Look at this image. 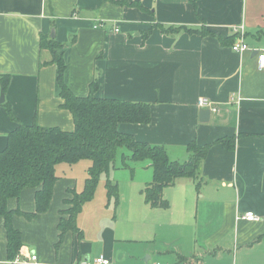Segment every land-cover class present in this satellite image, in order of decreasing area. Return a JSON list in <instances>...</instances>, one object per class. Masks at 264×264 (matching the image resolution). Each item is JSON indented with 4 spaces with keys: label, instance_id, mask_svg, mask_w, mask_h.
<instances>
[{
    "label": "crops",
    "instance_id": "obj_1",
    "mask_svg": "<svg viewBox=\"0 0 264 264\" xmlns=\"http://www.w3.org/2000/svg\"><path fill=\"white\" fill-rule=\"evenodd\" d=\"M117 1L0 0V75H9L3 102L24 124L73 129L70 112L60 106L56 66L40 47V36L53 38L63 44L64 80L74 95H87L96 80L98 97L150 103L148 123H119V131L163 146L180 162L189 142L211 143L199 185L179 178L162 190L168 207H151L141 192L152 180L150 163H130L131 177L142 172L136 181L143 187L125 190L112 207L106 191L94 193L75 218L81 238L67 231L57 245L67 189H82L89 165L77 162H84L77 188L69 164L59 163L47 210L30 220L13 215L22 244L12 261L0 217V264H94L99 255L110 264H264V68L258 69L254 50L231 49L239 40L264 46V0ZM157 23L205 27L216 36L163 33ZM201 97L218 109L206 122L199 120ZM3 102L0 151L17 126ZM223 137L232 138L229 146L215 142ZM7 206L34 211V189H23ZM247 211L259 220L242 218Z\"/></svg>",
    "mask_w": 264,
    "mask_h": 264
},
{
    "label": "trees",
    "instance_id": "obj_2",
    "mask_svg": "<svg viewBox=\"0 0 264 264\" xmlns=\"http://www.w3.org/2000/svg\"><path fill=\"white\" fill-rule=\"evenodd\" d=\"M125 1L117 2L124 4ZM127 4L140 5L137 1ZM153 26L163 33L183 29L203 36H216L205 27L197 30L185 26L165 27L159 23ZM150 30L151 28L147 31ZM147 34L148 32H145V35ZM217 38L222 41L220 36ZM40 47L48 49L51 54L50 62L56 66V83L62 99L60 106L70 112L74 127L65 131L56 126H40L35 120L24 124L14 117L8 103L4 101L2 104L8 115L17 121V126L9 132L7 143L0 151V217L4 221L6 252L11 261L22 244L20 231L12 222L13 215L18 214L30 220L47 210L53 186L58 179L57 164L64 162L71 165L80 160L89 162L82 189L78 192L67 189L71 198L64 199V203L69 207L60 211L61 216L57 224L58 245L67 231H72L78 239L81 238L82 234L75 225V218L82 205L93 198L101 173H108L114 168L131 170L130 163L149 161L153 176L141 190L144 201L151 207L167 208L168 201L162 196L163 188L172 185L179 178H190L198 186L200 164L211 145L209 143L200 146L195 141L189 142L185 147L188 158L180 162L171 160L163 146L137 140L133 135L119 131V123H148L151 120L150 103L98 97L95 95L98 86L96 80L90 83L87 95H74L64 80L66 65L63 54L59 51L62 50L63 44L48 36H40ZM8 80V74L0 75L2 92H5ZM231 140L232 138L223 137L215 142L227 147ZM122 148L129 153L122 152L119 164H116V156ZM104 186L106 204L113 201L116 206L119 202L118 184L106 179ZM26 188L34 189V211L9 209L8 199H17L20 192ZM178 257L186 260L184 257Z\"/></svg>",
    "mask_w": 264,
    "mask_h": 264
},
{
    "label": "rangeland",
    "instance_id": "obj_3",
    "mask_svg": "<svg viewBox=\"0 0 264 264\" xmlns=\"http://www.w3.org/2000/svg\"><path fill=\"white\" fill-rule=\"evenodd\" d=\"M124 154H128L129 151H127L125 148L120 149V151L118 152L117 156H116V164H119V160H120V155L121 153ZM86 161V160H85ZM88 163V162H87ZM84 162H79L76 164H72L69 165V167H67L68 170L72 171L73 174L76 175V177H78V187L77 188H81V181L80 178L82 179L84 176V168H83ZM60 166L57 168L59 169ZM142 172L138 171L137 169L134 172V176L131 177L129 170L128 169H123V168H114V169H110L108 173L103 172L100 174L99 176V181L98 184L96 186V190H95V197L99 195H103L105 196V181L106 179H110L111 181H115L118 183V190H119V202L122 200L121 199V193H123V198L125 196V190L129 189H138V191L143 187V184H141L140 182L136 181V179H138V177H140V175ZM139 185V186H138ZM80 190V189H79ZM201 195V194H199ZM202 201V200H201ZM111 202V207L113 206V201ZM201 203V202H200ZM96 249V247L94 248V250Z\"/></svg>",
    "mask_w": 264,
    "mask_h": 264
},
{
    "label": "built area",
    "instance_id": "obj_4",
    "mask_svg": "<svg viewBox=\"0 0 264 264\" xmlns=\"http://www.w3.org/2000/svg\"><path fill=\"white\" fill-rule=\"evenodd\" d=\"M115 32L118 31V28L114 29ZM233 31H237L236 28L233 29ZM231 49L235 52H241V51H253L255 52L256 60H257V67L258 69L264 68V46L259 48H251L248 46L247 43H245L243 40L235 41L231 44ZM197 106L201 109L208 108L211 112L218 111L217 107L212 105V102L204 97H201L197 101ZM242 218L248 220V221H257L259 220V217L253 212V211H247ZM30 260H35L36 256L31 255L29 256ZM26 262V261H24ZM94 264H110V261L108 259H105L102 255H99L94 258Z\"/></svg>",
    "mask_w": 264,
    "mask_h": 264
},
{
    "label": "water",
    "instance_id": "obj_5",
    "mask_svg": "<svg viewBox=\"0 0 264 264\" xmlns=\"http://www.w3.org/2000/svg\"><path fill=\"white\" fill-rule=\"evenodd\" d=\"M51 37H54V33L52 32L50 34ZM4 100V94L2 92H0V103H2ZM210 109H201L199 111V120L202 121V122H206L209 120V117H210Z\"/></svg>",
    "mask_w": 264,
    "mask_h": 264
}]
</instances>
